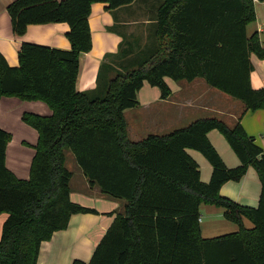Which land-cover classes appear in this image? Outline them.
Returning a JSON list of instances; mask_svg holds the SVG:
<instances>
[{
    "label": "trees",
    "instance_id": "obj_1",
    "mask_svg": "<svg viewBox=\"0 0 264 264\" xmlns=\"http://www.w3.org/2000/svg\"><path fill=\"white\" fill-rule=\"evenodd\" d=\"M136 1L16 0L8 6L16 36H23L31 25L66 23L71 49L23 43L19 67H10L0 55V98L42 101L52 110L47 117L23 115V122L39 134L28 180L7 168L12 135L0 129V215L8 214L0 237V264H40L42 244L66 230L72 216L96 212L70 198L73 174L66 166V151L72 152L90 185L126 203L88 264H264V150L241 123L230 127L216 118L201 119L134 143L125 119L127 110L138 107L145 83L167 99L168 78H202L241 101L244 113L264 109V87L252 85V56L263 60L264 48L258 33L249 36L247 30L256 22L255 2L162 0L152 21L149 56L138 63L144 50L128 44L116 56L127 62L122 68L117 61L105 63L98 88L78 92L80 58L93 47L92 5L106 4L114 11ZM214 130L227 140L240 166L226 167L208 138ZM188 150L199 152L212 166L209 183L202 182L200 166ZM250 167L262 184L255 209L220 193L224 184L240 181ZM203 205L223 209L238 232L204 238ZM245 219L252 228L245 226Z\"/></svg>",
    "mask_w": 264,
    "mask_h": 264
},
{
    "label": "crops",
    "instance_id": "obj_2",
    "mask_svg": "<svg viewBox=\"0 0 264 264\" xmlns=\"http://www.w3.org/2000/svg\"><path fill=\"white\" fill-rule=\"evenodd\" d=\"M14 1L16 0H0V55L10 67H19V52L23 43L60 50L71 49L67 38L70 28L66 23L31 25L23 36H16L8 13V6ZM118 10L121 9L110 11L107 5L102 3L93 4L91 7L89 24L93 47L80 58L76 81L78 92L96 90L102 66L109 61H117L116 56L128 46H124L125 34L120 28L127 29L134 20L116 18ZM255 10L256 22L251 24L255 29L248 35L258 33L264 48V3L256 2ZM151 24L150 20L148 25ZM152 35L153 32L149 35L150 39ZM128 37L131 38L132 33ZM252 63V85L255 89L263 88L264 59L252 56ZM166 83L171 90L167 99L161 98L158 88L145 83L138 94V107L125 112L128 136L132 142H140L150 135H168L175 130L187 128L198 120L216 118L230 127L240 122L247 135L254 138L255 144L264 150V109L244 113L245 106L241 101L210 87L202 78L192 82H177L168 78ZM27 113L47 117L52 115V110L42 101H23L17 97L0 98V129L12 135V140L6 148V166L21 180H28L30 177L39 139L37 130L22 120L23 115ZM208 138L227 168L233 169L241 165L240 159L219 131H211ZM188 153L200 166L202 182L209 183L213 172L210 163L197 151L188 150ZM83 176L76 188H73L74 176L72 177L70 198L72 202L96 212L72 216L66 230L55 233L52 240L44 242L39 254L40 264H73L74 261L88 264L116 216L124 211L125 201L104 195L98 186L90 185L84 174ZM261 191L262 184L258 172L254 167H250L240 181L224 184L220 193L224 198L241 206L255 209L259 205ZM204 207L213 206L203 205L200 210L204 238L212 239L238 232V227L224 218L225 212L214 213L215 217L205 220L202 213ZM216 217L224 218L225 223L218 221ZM7 218L8 214L0 215V237ZM244 224L247 228L253 226L246 219Z\"/></svg>",
    "mask_w": 264,
    "mask_h": 264
},
{
    "label": "rangeland",
    "instance_id": "obj_3",
    "mask_svg": "<svg viewBox=\"0 0 264 264\" xmlns=\"http://www.w3.org/2000/svg\"><path fill=\"white\" fill-rule=\"evenodd\" d=\"M162 4V0H137L133 6H126L120 8L116 14V18H125L128 21L134 20L133 24L127 26V29L120 28L123 31L124 36V46L129 44L130 46L138 45L139 49L144 50V52L138 54V63L144 61L149 56V49L147 48L150 44V33L153 31L152 24L148 25V22L151 20L153 21V17L156 15L158 8ZM154 26V25H153ZM255 29L254 25H251L248 28V33L251 34ZM132 33V37H128L129 34ZM147 37V39H145ZM134 38V39H133ZM147 45V46H146ZM127 46V45H126ZM135 59V58H134ZM140 62V63H141ZM127 62L124 61H117L116 66L122 68L124 64ZM124 70V69H123ZM67 153V161L66 166L67 168L73 173V188H76L78 184L83 179V174L81 172L80 167L78 166L74 156L69 151ZM204 212L205 220L206 218L210 219L215 217L214 213H222L225 212L223 209H218L214 207H204L202 208ZM218 221L225 223L224 218L216 217ZM214 222L215 220H209ZM207 223V222H206ZM205 225V223H204ZM251 225V224H250Z\"/></svg>",
    "mask_w": 264,
    "mask_h": 264
},
{
    "label": "built area",
    "instance_id": "obj_4",
    "mask_svg": "<svg viewBox=\"0 0 264 264\" xmlns=\"http://www.w3.org/2000/svg\"><path fill=\"white\" fill-rule=\"evenodd\" d=\"M255 3L258 2V0H253Z\"/></svg>",
    "mask_w": 264,
    "mask_h": 264
}]
</instances>
